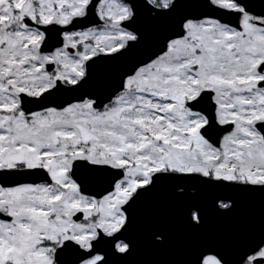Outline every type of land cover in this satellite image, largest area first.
I'll list each match as a JSON object with an SVG mask.
<instances>
[{
    "label": "snow or ice",
    "instance_id": "snow-or-ice-1",
    "mask_svg": "<svg viewBox=\"0 0 264 264\" xmlns=\"http://www.w3.org/2000/svg\"><path fill=\"white\" fill-rule=\"evenodd\" d=\"M165 185L193 232L264 199V3L0 0V264H116ZM187 264H264V224Z\"/></svg>",
    "mask_w": 264,
    "mask_h": 264
},
{
    "label": "water",
    "instance_id": "water-1",
    "mask_svg": "<svg viewBox=\"0 0 264 264\" xmlns=\"http://www.w3.org/2000/svg\"><path fill=\"white\" fill-rule=\"evenodd\" d=\"M183 186L196 187L194 184ZM185 199L187 196L176 193L175 185L161 186L145 196L134 209L136 222L131 235L136 242L135 251L127 258H115L116 264H187L195 248L205 243H216L229 255L264 224V199L242 197L236 214L227 217L217 215L209 201L204 229L193 232L188 230L182 212ZM159 225L168 231V242L164 246L152 242L151 229Z\"/></svg>",
    "mask_w": 264,
    "mask_h": 264
}]
</instances>
